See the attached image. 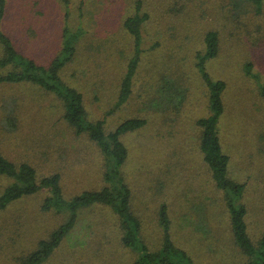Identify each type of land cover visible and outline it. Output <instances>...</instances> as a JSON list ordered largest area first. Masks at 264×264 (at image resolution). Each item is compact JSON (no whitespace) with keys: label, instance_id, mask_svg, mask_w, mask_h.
Wrapping results in <instances>:
<instances>
[{"label":"rangeland","instance_id":"rangeland-1","mask_svg":"<svg viewBox=\"0 0 264 264\" xmlns=\"http://www.w3.org/2000/svg\"><path fill=\"white\" fill-rule=\"evenodd\" d=\"M67 1L9 0L4 27L21 51L41 63L60 50L66 24L83 28L76 59L63 78L84 94L88 117L104 120L106 133L126 119H146L145 126L122 136L128 148L123 171L134 211L143 221V239L155 249L160 245L158 210L168 202L174 239L196 264H245L232 243L223 191L200 150L199 120L212 108L197 56L206 33L217 30L220 51L207 69L227 83L220 135L231 158L229 176L245 186L249 229L258 239L264 232V9L258 13L240 0H144L149 17L141 61L130 99L118 105L121 80L136 51L124 20L136 2ZM167 80L183 86L169 102L163 101L164 94L170 96L164 91ZM101 152L88 134L68 123L56 95L26 83L0 87V155L17 165L32 164L40 177L61 173L65 196L71 198L103 187ZM10 182L0 173V193ZM47 194L23 195L0 211V264H23L41 240L67 221L68 213L43 209ZM121 235L111 209H84L44 264H135L136 253Z\"/></svg>","mask_w":264,"mask_h":264},{"label":"trees","instance_id":"trees-1","mask_svg":"<svg viewBox=\"0 0 264 264\" xmlns=\"http://www.w3.org/2000/svg\"><path fill=\"white\" fill-rule=\"evenodd\" d=\"M8 1L0 0V70L3 71L0 72V87L2 84L26 83L56 95L63 101L64 117L68 123L77 133L88 134L89 138L99 145L105 165L102 188L85 190L67 198L61 173L54 172L40 177L32 164L17 165L0 155V173L11 180L0 193V211L23 195L47 190L48 194L42 204L43 209L69 214L67 221L53 230L49 238L41 240L38 248L28 255L23 264H44L78 225L82 211L96 206L111 209L118 217L122 243L136 253L135 264H196L192 255L174 239L173 218L168 202H162L158 210L160 245L155 249L142 237L143 221L134 211L133 191L123 171L128 158V148L122 136L145 126L146 119H126L115 131L106 133L103 127L104 120H91L88 117L84 94L63 78L65 67L76 59L79 40L84 33L83 28H73L66 24L62 29L60 50L48 63H41L21 51L15 37L5 30ZM240 1H249L258 13L264 9V0ZM62 2L68 3L67 0ZM134 2L136 8L125 18L124 26L135 38L136 51L123 74L118 105L126 103L133 93L143 52V27L149 17V14L143 11L144 0H134ZM204 44V50L197 56V67L208 88L212 113L199 120L200 150L212 180L214 178L217 187L223 191L236 255L244 257L245 264H264V232L258 239H255L250 232L247 219L248 207L243 202L245 186L229 176L231 158L222 145L219 122L225 112L224 93L227 83L223 79L212 78L207 69V62L217 57L220 51L219 32L208 31L204 37ZM248 71L252 72L251 64L248 65ZM177 84L181 85L178 82ZM177 84L170 80L165 82L164 91L170 96L164 94L163 101L169 102L174 96L181 94L180 88L183 86ZM260 92L264 97V84L261 83ZM198 223L194 222L195 225ZM193 231L201 230L195 227Z\"/></svg>","mask_w":264,"mask_h":264}]
</instances>
